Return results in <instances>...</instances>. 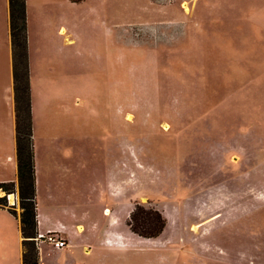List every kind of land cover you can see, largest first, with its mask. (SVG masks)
Returning <instances> with one entry per match:
<instances>
[{
	"label": "rangeland",
	"instance_id": "374dc122",
	"mask_svg": "<svg viewBox=\"0 0 264 264\" xmlns=\"http://www.w3.org/2000/svg\"><path fill=\"white\" fill-rule=\"evenodd\" d=\"M59 1L65 44L85 52L83 120H63L64 140L100 176L130 141L131 209L167 222L132 236L122 264H264V0ZM91 8L104 26L83 20Z\"/></svg>",
	"mask_w": 264,
	"mask_h": 264
},
{
	"label": "crops",
	"instance_id": "0c3cea01",
	"mask_svg": "<svg viewBox=\"0 0 264 264\" xmlns=\"http://www.w3.org/2000/svg\"><path fill=\"white\" fill-rule=\"evenodd\" d=\"M52 1L26 0L38 222L39 234L56 232L68 246L58 250L40 243V264H122L119 256L130 251L131 238L137 236L127 224L133 210L131 143H123L128 149L123 169L100 176L85 173L82 148L64 140L63 133L71 127L63 120L68 118L76 124L83 120L81 92L75 82L82 76L85 52L82 44H65L66 17L54 7L63 2ZM85 1L69 0V4L82 5ZM101 11L91 8V16L82 18L93 19V26H104ZM107 32H112L111 27ZM90 52L98 50L91 48ZM89 111L103 117L110 110ZM17 169L10 5L9 0H0V183L17 184ZM8 198L20 214L18 189ZM22 242L19 218L0 209V264H23Z\"/></svg>",
	"mask_w": 264,
	"mask_h": 264
},
{
	"label": "trees",
	"instance_id": "16d2710c",
	"mask_svg": "<svg viewBox=\"0 0 264 264\" xmlns=\"http://www.w3.org/2000/svg\"><path fill=\"white\" fill-rule=\"evenodd\" d=\"M74 1V2H79ZM10 31L13 51L14 99L16 115L17 181L0 183V209H6L19 218L23 236V264H40V243L37 202V179L34 153L32 96L29 67L26 0H9ZM20 195L21 213L10 205L9 195ZM135 235L145 239L163 234L167 222L154 208L136 203L127 222Z\"/></svg>",
	"mask_w": 264,
	"mask_h": 264
},
{
	"label": "built area",
	"instance_id": "2783aa9c",
	"mask_svg": "<svg viewBox=\"0 0 264 264\" xmlns=\"http://www.w3.org/2000/svg\"><path fill=\"white\" fill-rule=\"evenodd\" d=\"M37 241L39 243H48L58 250L64 249L68 246L67 241L64 240L60 234L51 231L39 234Z\"/></svg>",
	"mask_w": 264,
	"mask_h": 264
},
{
	"label": "bare ground",
	"instance_id": "6f19581e",
	"mask_svg": "<svg viewBox=\"0 0 264 264\" xmlns=\"http://www.w3.org/2000/svg\"><path fill=\"white\" fill-rule=\"evenodd\" d=\"M235 160V159H234ZM196 229V228H195ZM196 231V230H195Z\"/></svg>",
	"mask_w": 264,
	"mask_h": 264
}]
</instances>
